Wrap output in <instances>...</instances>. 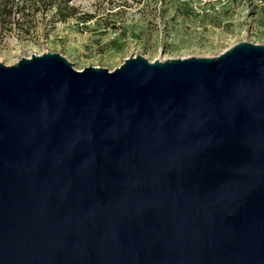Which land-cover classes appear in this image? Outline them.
Here are the masks:
<instances>
[{"label":"water","instance_id":"water-1","mask_svg":"<svg viewBox=\"0 0 264 264\" xmlns=\"http://www.w3.org/2000/svg\"><path fill=\"white\" fill-rule=\"evenodd\" d=\"M0 264H264V43L0 61Z\"/></svg>","mask_w":264,"mask_h":264},{"label":"rangeland","instance_id":"rangeland-1","mask_svg":"<svg viewBox=\"0 0 264 264\" xmlns=\"http://www.w3.org/2000/svg\"><path fill=\"white\" fill-rule=\"evenodd\" d=\"M252 1L0 0V61L51 50L77 69H112L136 53L215 55L239 40L264 43V5Z\"/></svg>","mask_w":264,"mask_h":264},{"label":"built area","instance_id":"built-area-1","mask_svg":"<svg viewBox=\"0 0 264 264\" xmlns=\"http://www.w3.org/2000/svg\"><path fill=\"white\" fill-rule=\"evenodd\" d=\"M252 4H262V5H264V0H253L252 1Z\"/></svg>","mask_w":264,"mask_h":264},{"label":"trees","instance_id":"trees-1","mask_svg":"<svg viewBox=\"0 0 264 264\" xmlns=\"http://www.w3.org/2000/svg\"><path fill=\"white\" fill-rule=\"evenodd\" d=\"M3 10H6V11L10 12L11 9H9L8 7H3Z\"/></svg>","mask_w":264,"mask_h":264}]
</instances>
